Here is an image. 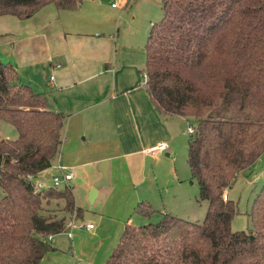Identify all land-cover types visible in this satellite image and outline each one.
Masks as SVG:
<instances>
[{
  "label": "trees",
  "instance_id": "1",
  "mask_svg": "<svg viewBox=\"0 0 264 264\" xmlns=\"http://www.w3.org/2000/svg\"><path fill=\"white\" fill-rule=\"evenodd\" d=\"M162 17L145 45V91L163 117L193 118L188 142L202 222L165 214L157 223L127 225L106 264H264V186L249 214L253 230L232 232L235 204L224 192L264 153V0H162ZM81 0H0V17H32L47 5L76 11ZM0 264H39L53 251L48 237L81 219L72 190L35 192L62 144L65 116L45 93L22 84L0 63ZM135 212L155 213L139 202Z\"/></svg>",
  "mask_w": 264,
  "mask_h": 264
},
{
  "label": "crops",
  "instance_id": "2",
  "mask_svg": "<svg viewBox=\"0 0 264 264\" xmlns=\"http://www.w3.org/2000/svg\"><path fill=\"white\" fill-rule=\"evenodd\" d=\"M81 1L76 11H59L54 5H47L25 20L0 17V36H10L5 41L0 39V49L16 72L41 67L49 75V89L58 97L55 110H50L68 114L64 134L72 136L71 127L74 134H81L85 127L94 128L98 146L91 163L108 161V181L94 200V203L104 200L97 224H91L90 230L83 227L76 231L72 239H60L61 234L53 236L50 239L53 251L39 264H106L125 227H139L131 222L132 213H136L139 202H148L125 199L117 191L115 212H106V185L113 175L114 181L119 175L135 183L142 180L145 158L150 156L149 149L156 146L151 144L149 135L167 118L155 111L144 83L137 84L136 78L116 67L115 37L110 34L106 17L97 11L100 0H85V7L84 0ZM150 157L153 161L155 156ZM66 172L72 174V179L64 185L72 190L75 205L80 208L78 202L86 201L89 189L101 173L98 171L96 175L92 171L88 182L75 184L73 171L68 168ZM116 189L114 185L109 187L107 201ZM224 196L229 200L226 190ZM161 213L165 215L164 211Z\"/></svg>",
  "mask_w": 264,
  "mask_h": 264
},
{
  "label": "rangeland",
  "instance_id": "3",
  "mask_svg": "<svg viewBox=\"0 0 264 264\" xmlns=\"http://www.w3.org/2000/svg\"><path fill=\"white\" fill-rule=\"evenodd\" d=\"M161 1L130 0L126 5H123V0H113V2L100 0L97 7V11L106 17V25L111 30L110 34L115 37L116 67L122 68V72L127 76L131 75L136 78L137 84L144 83L146 40L151 25L159 22L162 17ZM113 3H118L119 8L112 9L110 5ZM85 5L84 0L83 7ZM81 16L77 14V17ZM8 37H10L8 34H4L0 36V39L5 41ZM9 61L0 49V63L11 64ZM16 74L19 81L22 84H27L34 93H46L49 109L55 110L54 105L58 97L54 91L49 89V75L41 67L27 70L21 74L16 72ZM70 97L74 96L70 95ZM67 115L64 113L66 116L64 129L67 126ZM195 122L193 118L188 120L178 117L164 118L159 129L152 131L149 139L152 135L151 144L164 143L167 150L155 155L147 174L144 173L143 169L142 180L138 183L131 181L127 176L122 179L120 175L114 181L115 176L113 175L110 184L106 185V212H115L114 201L116 193L119 191L118 196L123 195L125 199L146 200L155 212L149 219L132 213L131 222L137 223L136 226L159 222L163 216L162 211L182 219L202 222L206 214L207 202L199 201L198 186L191 177L187 163L188 142L191 138L187 128L188 126L194 128ZM64 129L57 158L53 160L51 167L42 176L34 179L35 184L42 183L45 188L52 187L54 177L61 179V171L58 167L71 169L75 175V184L88 182L92 171H95L96 175L98 174L99 162L91 163L95 159V150L98 146L95 145L97 140L94 139L97 135L96 130L85 127V131L81 134H74L71 127L72 136H68L64 134ZM0 138L15 140L17 131L11 125L1 121ZM121 169L120 171L124 173L125 169ZM112 185L117 189L112 198L107 201V192ZM263 186L264 153L250 167L241 172L236 181L226 189L229 200L235 204L237 210L230 223L232 232L253 230L249 214L253 201ZM64 188L65 185L61 184L57 189L62 190ZM78 203L83 216L76 220L73 233L80 231L83 225L97 224V216L103 210L104 200L101 198L92 205L87 202V199ZM59 238L66 239L67 236L62 233Z\"/></svg>",
  "mask_w": 264,
  "mask_h": 264
},
{
  "label": "built area",
  "instance_id": "4",
  "mask_svg": "<svg viewBox=\"0 0 264 264\" xmlns=\"http://www.w3.org/2000/svg\"><path fill=\"white\" fill-rule=\"evenodd\" d=\"M129 1L130 0H123V5H126ZM118 6H119L118 3H113L111 5L112 8H117ZM52 79L53 78L51 77V80ZM146 80H147V76L144 74V81H146ZM193 131H194V128L191 127V126H188V128H187L188 134L191 135L193 133ZM166 150H167L166 144L159 143L155 147L149 149L148 154L153 157L157 153L164 152ZM58 169H59V171H61V179H59L57 177H54L53 178L52 188H55V189H57L61 184H64V183L66 184L70 179H72V174L66 172V170H67L66 168H64V167H58ZM34 189H35V192H40L41 190L44 189V187H43L42 183H37V184L34 183ZM224 199H226L225 196H224ZM75 227H76V217H75V213H73V214H71L69 216V220H68V223H67V229L63 232V233L66 234V236H67L68 239H72V237H73V230L75 229ZM82 227H84L86 230H90V229L93 228V225H91V224L90 225H83ZM51 238L52 237L49 236L48 237V240L50 241Z\"/></svg>",
  "mask_w": 264,
  "mask_h": 264
},
{
  "label": "water",
  "instance_id": "5",
  "mask_svg": "<svg viewBox=\"0 0 264 264\" xmlns=\"http://www.w3.org/2000/svg\"><path fill=\"white\" fill-rule=\"evenodd\" d=\"M152 159L150 156H147L145 158V163H144V173L147 174L148 172V168L150 166V163H151ZM107 168H108V161H101L99 164H98V171L101 173V177L100 179L95 182L93 184V186L89 189L88 191V196H87V202L89 204H93L94 203V200L96 199L97 197V193H98V190L103 187L107 181H108V172H107Z\"/></svg>",
  "mask_w": 264,
  "mask_h": 264
}]
</instances>
